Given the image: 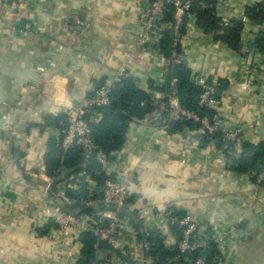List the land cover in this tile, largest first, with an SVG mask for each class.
Listing matches in <instances>:
<instances>
[{
	"label": "crops",
	"instance_id": "1",
	"mask_svg": "<svg viewBox=\"0 0 264 264\" xmlns=\"http://www.w3.org/2000/svg\"><path fill=\"white\" fill-rule=\"evenodd\" d=\"M146 2L0 0V152L6 158L0 162V264H76L79 259L82 245L74 229L61 236L37 208L48 178L45 146L55 137L51 130H59L46 118L91 97L121 67L154 104L159 101L160 91L148 84L163 86L167 64L156 44L136 47L138 14ZM261 2L222 0L220 10L227 21L245 17L246 8ZM247 21L240 53L196 28L183 39L179 60L192 78L204 76L219 86L224 128L241 130L233 142L264 144V60L262 52L247 48L264 23ZM90 117L99 120L101 112ZM149 117L129 124L107 172L113 180L130 175L118 229L126 264H152L131 214L147 234L152 215L163 210L196 221L202 239L215 245L218 264H264V186L229 172L213 141L201 147L197 132L169 133L163 123L149 124ZM51 188L56 201L68 207L62 185L52 182ZM116 255L100 259L121 264Z\"/></svg>",
	"mask_w": 264,
	"mask_h": 264
},
{
	"label": "trees",
	"instance_id": "2",
	"mask_svg": "<svg viewBox=\"0 0 264 264\" xmlns=\"http://www.w3.org/2000/svg\"><path fill=\"white\" fill-rule=\"evenodd\" d=\"M216 4L217 0H192L189 12L194 14L195 26L203 33L212 35L215 41L224 44L233 52L240 53L242 49L240 35L243 24L235 17L228 19L227 22L222 21L217 17ZM244 15L255 24H263L264 2L246 8ZM187 20V15H183L181 32H184ZM160 23L169 25L161 32L158 42L160 55L167 64L166 72L163 86L154 88L149 83V90L154 89L165 95L173 92L181 108L194 112L200 118L211 117L212 112L198 105L200 88L192 79L191 70L184 61L172 58L174 9L169 4H165ZM247 48L264 52V33H259ZM173 80L174 86L172 87L170 83ZM216 92L218 95L220 92L219 86L216 87ZM109 99L108 106L92 108L85 115L94 145L106 154H112L122 147L130 123L140 122L156 110L149 94L139 87L137 81L131 78H125L114 84L109 92ZM94 111L101 112L99 120L90 117ZM46 120L47 124H51L60 130L58 137H51L47 141L43 157L45 174L53 178L54 186L62 185L64 197L75 202L84 200L90 192L96 193L103 188L104 183L110 178L99 171L98 164L93 158L85 164L79 147L73 146L65 151L61 148L62 131L67 124V116L59 114L56 118L49 117ZM162 123L169 133L197 132L199 127L198 123L192 121H171L169 111L163 114ZM45 126L44 124L41 127ZM199 137L201 138V147H205L213 141L215 146L222 150L229 172L247 175L252 183L264 186L263 143L223 141L220 131L210 135H200ZM237 148H239V152L236 151ZM260 177L263 179L258 181ZM75 181H78L79 185L72 187L71 183ZM91 184L95 187L92 190L90 189ZM64 209L77 210V214H92L93 212L91 208H85L77 204L74 207L65 206ZM173 215L176 219L184 216L180 213L176 214V212H173ZM130 223L137 231L138 240L147 245L146 255L151 258L152 264H194L197 258H204L207 264H218V253L214 244H211L206 250L187 251L183 254L184 260L175 262L174 259L178 255L176 243L181 238V230L174 225L169 226V228L175 238V244L167 246L165 236L159 230L153 228L146 234L142 229V221L138 220L133 214H131ZM77 242L82 245V248L76 264H105L100 259L101 256L109 257L112 253H117L106 240H100L90 232L79 234Z\"/></svg>",
	"mask_w": 264,
	"mask_h": 264
},
{
	"label": "built area",
	"instance_id": "3",
	"mask_svg": "<svg viewBox=\"0 0 264 264\" xmlns=\"http://www.w3.org/2000/svg\"><path fill=\"white\" fill-rule=\"evenodd\" d=\"M221 1L217 0L216 13L218 18L225 21L220 10ZM191 2L192 0H147L138 14L139 28L136 36V47L141 49L149 44H156L158 48L161 32L169 27V25H162L160 23L165 4H169L174 9V33L171 55L172 58L179 60L182 55L181 45L183 39L196 29L194 14L189 12ZM183 15H187L188 20L184 26V32H181ZM238 19L243 24V30L240 35L241 43H243L245 36L243 31L248 21L244 16L238 17ZM261 32L264 33V25L261 27ZM259 56L261 60H264V52ZM125 78H129V75L121 67L114 76L105 78L91 97L83 100L71 110H67V108L60 109V113L66 115L68 118L66 127L62 131L61 148L65 151L73 146L79 147L82 151L85 164L93 158L98 164L99 171L105 175L109 172L112 164L111 154L102 152L94 145L85 115L92 108L108 106L110 103L109 92L112 86ZM192 79L200 88L198 105L212 112L211 117L200 118L194 112L181 108L173 92L169 95L160 92V99L154 104L156 110L149 115L148 123H162L163 114L169 111V119L171 121L186 120L198 123V135H210L216 131H220L223 141L233 142L237 140L241 133L240 129L226 131L224 128L219 110L220 99L216 92L217 83L210 82L204 76ZM170 86H174V80L170 83ZM5 160V156L0 152V162H4ZM262 179L260 177L258 181ZM52 182L53 178L48 177L45 179L42 198L37 204L42 217L47 221H51L61 236L65 235L72 228L77 236L84 232H90L98 239L106 240L114 251L117 252L116 261L126 264L125 259L128 258V254L124 249V245L120 242L118 229L122 223L120 212L125 208L129 199L130 175H126L120 180L108 179L104 183L103 188L96 193L90 192L84 200L75 202L66 199L69 206L74 207L77 204L85 208H91L93 210L92 214H77V210L69 211L64 209V206L56 201L54 197V191L51 188ZM90 186L91 190L95 188L92 184ZM151 222L153 228H156L165 236V244L167 246L175 244V238L172 236L169 226L176 224V227L181 230V238L176 243L178 255L174 259L175 262L184 260L183 254L185 252L197 249L206 250L213 243L211 240L202 239L198 232L196 221L189 215L176 219L171 210L156 211L152 215ZM226 235L227 232L223 233L221 240ZM194 264H207V262L204 258H197Z\"/></svg>",
	"mask_w": 264,
	"mask_h": 264
},
{
	"label": "water",
	"instance_id": "4",
	"mask_svg": "<svg viewBox=\"0 0 264 264\" xmlns=\"http://www.w3.org/2000/svg\"><path fill=\"white\" fill-rule=\"evenodd\" d=\"M59 133H60L59 130H54V129L51 130V134L54 135L55 137H58ZM174 226H176V224Z\"/></svg>",
	"mask_w": 264,
	"mask_h": 264
}]
</instances>
